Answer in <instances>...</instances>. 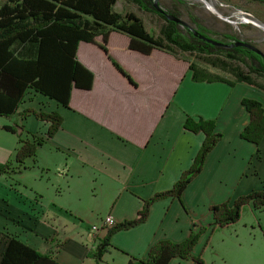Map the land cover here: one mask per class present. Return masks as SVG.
<instances>
[{
    "label": "crops",
    "instance_id": "1",
    "mask_svg": "<svg viewBox=\"0 0 264 264\" xmlns=\"http://www.w3.org/2000/svg\"><path fill=\"white\" fill-rule=\"evenodd\" d=\"M129 40L110 31L105 43L102 35L93 43H78L76 57L94 79L88 90L71 89L68 106L28 89L11 118L0 116V163L11 160L17 146L16 134L5 127L22 124L45 137L50 125L34 115L21 119V111H55L62 119L35 161L0 174V262L8 241L16 238L50 254L57 264H96L88 251L108 229L91 227L100 226L108 214L117 223L134 218L147 199L169 190L193 163L204 134L185 129L187 117L214 120L221 139L180 199L156 200L143 222L114 231L99 264L143 259L154 243L183 241L198 227L203 232L191 254L207 264L205 254L217 228L210 206L264 188V137L256 146L240 136L249 122L242 98L259 100L264 111V92L241 82L195 81L189 68L194 60L161 49L143 54L130 49ZM256 48L264 58V50ZM247 207L259 214L262 209ZM168 264L195 263L173 257Z\"/></svg>",
    "mask_w": 264,
    "mask_h": 264
},
{
    "label": "trees",
    "instance_id": "2",
    "mask_svg": "<svg viewBox=\"0 0 264 264\" xmlns=\"http://www.w3.org/2000/svg\"><path fill=\"white\" fill-rule=\"evenodd\" d=\"M117 0H0V116L11 118L28 89L68 106L71 89L88 90L92 87L94 74L76 57L80 41L94 42L102 35L106 42L110 31L129 36V48L143 54L153 49L165 50L173 55L179 52L196 53L202 56L206 65L229 71L233 80H227L206 68L191 62L192 79L195 81H223L229 85L236 82L254 86L264 92V85L252 74H264V58L238 46L225 49L226 59L208 58L211 51L221 52V47L211 45L190 30L179 29L178 24L168 20L157 12L152 0H127L141 11L155 14L163 19L158 35L150 34L143 20L133 12L120 13L114 10ZM264 2V0H258ZM168 13L171 14L170 11ZM174 15V14H173ZM196 30L204 35L211 32L200 24ZM223 39L234 41V38L223 35ZM221 40V39H220ZM229 40V41H230ZM222 41V40H221ZM101 47L106 51L104 44ZM223 48V47H222ZM240 59L247 65V70L231 65L228 59ZM262 60H260V59ZM115 68L130 81L131 78L112 58ZM251 62V64H250ZM255 62V64H253ZM242 105L249 113V122L242 129L241 138L256 146L264 137V111L259 100L242 98ZM24 119L34 115L37 119L49 122L45 137L27 131L22 124H15L5 129L17 136V146L11 160L0 163V174H10L26 167L27 161H35L39 148L45 144L59 127L61 116L55 112L35 109H24L19 113ZM184 128L204 134L203 142L191 166L185 170L174 185L166 191L158 192L147 199L141 210L132 219L116 223L108 228L106 235L99 240L93 250L88 251L96 264H99L107 250L110 235L119 229H128L141 222L147 216L152 202L173 196L180 199L187 184L201 171L209 151L221 139L222 134L215 131L214 120L187 117ZM252 205L258 209L264 207V188L252 190L236 197L232 202H222L210 206L213 225L226 227L237 222L243 207ZM204 227L193 229L189 236L180 242L161 240L150 246L145 258L130 257L126 264H168L173 257L192 258L195 264H203L200 256H192L191 251ZM0 264H57L48 253H41L16 238H11L3 253Z\"/></svg>",
    "mask_w": 264,
    "mask_h": 264
},
{
    "label": "rangeland",
    "instance_id": "3",
    "mask_svg": "<svg viewBox=\"0 0 264 264\" xmlns=\"http://www.w3.org/2000/svg\"><path fill=\"white\" fill-rule=\"evenodd\" d=\"M157 1L161 7L182 19L190 27L195 29V24H200L211 32L208 36L220 42L221 40L225 41L223 35H227L234 40H249L256 47L264 50V28L260 27V25L264 26V2L258 0ZM207 3H211L218 14L214 13ZM114 9L123 13L138 14L147 31L152 35H158L159 29L164 23L159 16L140 11L135 4L127 0H117ZM178 28L184 29L181 25ZM221 50L217 53L212 50L208 58L218 57L225 60L224 48L221 47ZM179 54L188 60L206 65L202 56L196 53L180 52ZM228 62L231 65L240 66L245 71L249 64H244L239 56L236 59H228ZM206 66L214 69L216 73L232 78L229 71L210 65ZM259 76L260 78H258ZM259 76L256 78L264 83V74ZM261 167L264 171V163L261 164ZM233 200L226 199L218 203L232 202ZM259 211H261L260 214L245 206L237 222L223 229L216 228L213 231L212 249H208L205 254L207 264H264V207Z\"/></svg>",
    "mask_w": 264,
    "mask_h": 264
},
{
    "label": "water",
    "instance_id": "4",
    "mask_svg": "<svg viewBox=\"0 0 264 264\" xmlns=\"http://www.w3.org/2000/svg\"><path fill=\"white\" fill-rule=\"evenodd\" d=\"M152 4L155 8V10L157 12H159L160 14H164L165 17L168 19V20H171L173 22H176V23H180L182 26H185L186 28H188L191 33L193 34V36H197L199 39L203 40L204 42H207L211 45H223L224 47H238V46H242V47H245L251 51H253L254 53L262 56V53L255 47L253 46L252 44L248 43V42H245V41H242V40H235L234 42H231L229 44H223L222 42L210 37V36H207V35H204V34H201L199 33L196 29L190 27L188 24H186L182 19H180L179 17L173 15V14H170V13H166L164 9H162L160 6H159V3L157 0H152ZM207 5L211 8V10L218 14L215 9L212 7L211 3H207ZM220 16V15H218ZM221 17V16H220ZM256 24V23H255ZM259 25V24H257ZM261 28H264V26L260 25Z\"/></svg>",
    "mask_w": 264,
    "mask_h": 264
},
{
    "label": "built area",
    "instance_id": "5",
    "mask_svg": "<svg viewBox=\"0 0 264 264\" xmlns=\"http://www.w3.org/2000/svg\"><path fill=\"white\" fill-rule=\"evenodd\" d=\"M117 222H116V220L111 216V215H106L103 219H102V222H101V225L100 226H95V225H93L92 227H91V229L93 230V231H98L99 230V228H105V229H108V228H111V227H113L115 224H116Z\"/></svg>",
    "mask_w": 264,
    "mask_h": 264
},
{
    "label": "flooded vegetation",
    "instance_id": "6",
    "mask_svg": "<svg viewBox=\"0 0 264 264\" xmlns=\"http://www.w3.org/2000/svg\"><path fill=\"white\" fill-rule=\"evenodd\" d=\"M159 6H160V4H159ZM161 7V6H160ZM162 9H164L163 7H161ZM165 10V12L166 13H168V10H166V9H164ZM164 15V14H163ZM178 25H181L180 23H177ZM182 26V25H181ZM184 29H187V30H189L188 28H186L185 26H182ZM230 40V39H229ZM221 41L223 44H229V43H231V42H234V41ZM243 41H245V40H243ZM219 46H222L223 48H226V49H231V48H233V47H224L223 45H219ZM242 47V46H241ZM245 48V47H244ZM249 50V49H248ZM251 51V50H250ZM253 52V51H252Z\"/></svg>",
    "mask_w": 264,
    "mask_h": 264
}]
</instances>
